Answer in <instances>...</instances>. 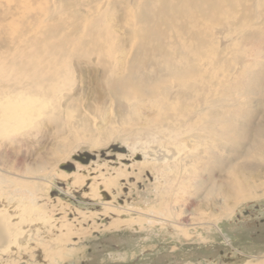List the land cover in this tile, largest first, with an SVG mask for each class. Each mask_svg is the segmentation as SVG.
<instances>
[{"label":"rangeland","instance_id":"obj_1","mask_svg":"<svg viewBox=\"0 0 264 264\" xmlns=\"http://www.w3.org/2000/svg\"><path fill=\"white\" fill-rule=\"evenodd\" d=\"M165 1L0 0L15 15L2 30L11 40L0 51V206L11 215L20 212L15 216L21 222L41 209L45 231L43 221L71 224L76 234L65 248L75 253L58 264H264V197L240 202L232 217L216 226L204 224L237 201L235 192H264V0H224L218 11L197 22L186 0ZM150 4L153 19L145 22ZM147 31L161 38H146ZM188 55L203 57L227 77L208 104H220L219 110L234 118V133L247 123L253 129L251 143L257 142L247 157L232 164L234 191L208 190L230 171L211 177L204 173L198 178L201 189L175 183L179 194L172 210L161 174L165 165L129 166L141 162L142 155L172 147L164 125L173 120H164L166 110L167 117L195 113L202 100L188 99V91L168 94L152 87L124 95L125 88L115 84L137 66L138 76L153 85L155 74L164 79L158 67L165 57ZM20 58L25 67L41 64V85L33 70L17 69ZM50 76L55 82L49 83ZM49 89L55 91L52 97L37 93ZM2 93L10 102L1 99ZM189 127L185 135L194 131ZM241 142L247 148V141ZM119 169L123 172L116 176ZM75 177H87L86 188L114 177L115 186L103 192L108 205L81 198L88 190L80 183L73 186ZM173 218L188 226L183 229ZM115 219L124 227L107 229ZM63 229L36 239L57 238L67 233ZM41 253L20 255L18 264H48ZM17 259L0 256V264Z\"/></svg>","mask_w":264,"mask_h":264},{"label":"bare ground","instance_id":"obj_2","mask_svg":"<svg viewBox=\"0 0 264 264\" xmlns=\"http://www.w3.org/2000/svg\"><path fill=\"white\" fill-rule=\"evenodd\" d=\"M168 1L169 0H166L165 2ZM186 1L188 2L190 8L193 9L194 19L195 22H197L200 18H205L210 13V11L211 12L218 11L222 6L221 4L222 1L224 0H186ZM151 10H152V4L149 5V9L147 8L145 10L143 21L150 22L153 19V15H152L153 13ZM16 14H18V12ZM14 16L15 15L12 12L11 7L7 5H0V32L4 36L3 37L0 34L1 35L0 51H2V48H5L4 42L6 41L10 42L11 40V39L10 40L5 39V37L8 38L10 34L8 36L7 35L5 36L6 32H3L2 30H4L5 27L9 26L8 24ZM144 36L146 38L149 37H155L158 39L161 38L160 34L153 33L151 31L145 32ZM211 37L212 35L209 36V38ZM10 44L13 46L12 43ZM16 60H19L18 62L21 63L17 68L20 72L23 71L26 72L27 74V73H31V71L33 70V75L36 78V80L35 79L34 80L35 83H37L40 71L42 72L44 70L41 64H38V62L35 63L36 62L35 61L33 65H32L33 62L31 63L32 66L29 63V65H27L28 67H25L26 63L23 62L21 58ZM2 62H0V65L3 64ZM27 62L29 61L27 60ZM29 66L31 70L27 71L26 69H28ZM50 69L51 66L46 64L45 70H50ZM138 70L139 68L136 66L134 69H132L128 77L115 84V87L117 88L120 86H121L120 88H125V89H121L124 95H128L129 90H131V93L133 94L138 91H143V89L147 87H152L156 90L165 91L168 94L176 91L177 92L188 91V95L186 94L184 96H187L188 99L191 98H194L196 100L200 99V101L202 100V103H199V106L195 113L192 110H189L188 112L182 114L183 112L180 111L177 114H175L173 117L169 115L167 117L166 114L167 110L166 111L163 110L166 112L164 115V120L165 121H167L168 119L173 120L172 123L167 122L168 124L165 123L166 125H164L166 126V128L169 129V135L167 141L169 143L168 145L172 147L164 146V149L158 152H150L147 155H142L141 162L133 161L132 165H130L129 167L133 168L137 164L147 165L150 164L151 162L153 163L157 162L161 165L163 164V166L165 165L164 167L161 166L162 167L161 174L166 179L165 184L167 187L164 190L169 195L168 201L172 205V210L175 209L174 202H176L177 196L179 194L176 193V190L173 188V186H176L175 183H177L178 185L179 184L183 185L184 183H188V184L195 183L194 188L199 187L201 189L204 185L203 182L198 180V178H200L204 173H207L208 176L211 177L213 174L222 175V173L225 174L227 170L230 171L228 174L226 173L227 176L225 177L221 176V181L219 184H214L215 186L211 184L212 188L211 185H209L208 190L209 192H214V191L216 192L218 188H221L224 190L230 189L231 192L234 191V188L236 187L237 184V180L235 179L234 175H232L231 173L233 169L232 164L238 158L247 157L249 152L248 148L249 147L252 148L253 144L257 142V140L254 142L252 141L253 143H251L250 137L252 135L250 134L251 133L250 129L252 128H248L247 126L248 124L246 122H245L246 125L242 123L243 125L240 126L238 133H234V118L228 117V115L225 114V112L219 110L218 107L220 106V104L217 103L208 104L212 100L211 98L216 95V92L219 91V89L221 88L220 86L225 85V82L227 81V77L222 74H218V72L214 68V65L211 62L203 59V57L201 59L197 55H188L185 57H177V56L165 57L164 62L158 67V73L162 74L164 76V79L160 80L158 76L155 74L153 85L150 82L149 78L139 77ZM17 76L14 77L17 78ZM53 76L52 77L50 76L51 79H48L49 83L55 82L56 79ZM166 77H168L169 80H167ZM39 79L41 80V78ZM29 83L32 84V82ZM36 85H41V83L40 84L37 83ZM37 93L38 95H43L45 97L47 95L48 97L49 96L52 97L51 94H55V91L49 89L48 91H43L41 94L40 92ZM1 99H9V98H7V95L3 94ZM9 102L7 100V103ZM14 107H16L15 104L9 109V113H10L9 116H11V119L13 117L12 112L15 113L14 111H12V108L15 109ZM163 109H168V108H163ZM187 115L188 116L191 115V119L188 120L186 118H185L186 120L182 119ZM1 117H3V119H6V117L8 118V114L4 113ZM184 125L185 127H183ZM186 126L188 127L190 126L194 130L191 134L189 133L190 135H185ZM189 129L187 130L190 131L191 129L190 130ZM251 131H253V129ZM242 140L247 141L248 144L247 148H245L246 146L245 143L243 144V142H241ZM181 146H185L186 150L181 152L180 150ZM257 147L258 146H256V148ZM258 152H259V148L256 150L254 155H256V153ZM235 153L236 155H234ZM198 165L201 166L200 172H197ZM122 172H123L122 169L120 171H117L116 176H120V173L122 174ZM88 180L89 179H87V177H75L72 185L74 186L76 185V183H80L82 184V188H86L87 186L86 182ZM115 182L116 179L114 177L113 178L108 177L107 179L103 180L102 185H100L99 183L97 184L96 182V184L94 183V185H90L89 187L86 188L88 190L87 192L86 191H84V193L82 192L81 198L83 199L88 198L90 200L96 198L97 200L99 199L104 206L108 205L106 201L107 197L103 192L105 191L110 192L112 187L115 186ZM99 187H101L100 190ZM157 197L159 201L163 199L161 194L157 195ZM259 197H264V192H262L260 195L252 194L251 196L240 194V192H235V199L237 201H235L231 205H228L227 209H225L226 212H224L223 215L222 214L216 215L215 219L207 218L204 224L216 226L220 219L223 218L227 220L232 217L234 206H237L240 202L256 199ZM33 203L37 205V203L34 202V200ZM161 205L162 204H160V207ZM191 207H194V205ZM186 209L188 210V207ZM9 210L10 209L6 210V206H2V205L0 206V256L1 257L4 255L18 256V259L16 261L9 260L10 264H18L20 260H23V257H20V255L22 256L23 254L28 253L32 258L34 252H40V251L42 252L41 256L43 257L44 262H47L48 264H58L60 262L65 263L66 260L70 259L74 255L75 251L67 250L65 248V245L69 242L70 237L76 234V232H73L71 228L72 227L71 224L68 225L62 222L64 225L61 223V226H58L56 220H53L51 222L43 221V225L48 227V229L45 231L44 227L40 228L41 222L39 220H41L40 217L41 209H36L35 210L36 214L32 215L33 217H30V219L25 220L23 222H21L15 216L20 212L11 215L12 213H9ZM160 215L163 218L166 217L165 213L160 212ZM50 219L51 218H49L48 220ZM76 220L80 221V218L78 219L77 216ZM74 221L75 220H73V223H75ZM84 221H86L85 218H83L82 221L80 222H84ZM170 221L174 224H178L179 226H182L183 229L188 226L186 225V222L185 224H183L179 222L178 219L176 218L170 219ZM196 221L199 222L198 219ZM124 225L125 223H123L121 220L115 219L112 220L111 223L107 225V229H111V228L120 229L123 228ZM64 227L67 229V233L61 236H57V238L47 237L46 241H41V239L38 240L36 239L41 234L44 236L49 235L51 233L54 234V230H58L57 231L58 233L65 232V229H63ZM185 234L187 236V233ZM30 243L33 244L34 246H30ZM55 245L59 246V248H53Z\"/></svg>","mask_w":264,"mask_h":264}]
</instances>
